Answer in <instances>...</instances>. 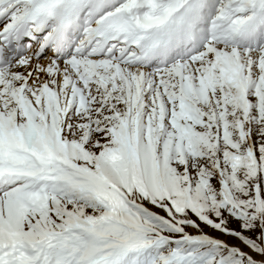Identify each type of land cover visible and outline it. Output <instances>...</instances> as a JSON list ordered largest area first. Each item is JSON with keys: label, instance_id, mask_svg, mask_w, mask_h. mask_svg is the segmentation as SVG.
<instances>
[{"label": "snow or ice", "instance_id": "obj_1", "mask_svg": "<svg viewBox=\"0 0 264 264\" xmlns=\"http://www.w3.org/2000/svg\"><path fill=\"white\" fill-rule=\"evenodd\" d=\"M0 264H264V0H0Z\"/></svg>", "mask_w": 264, "mask_h": 264}]
</instances>
